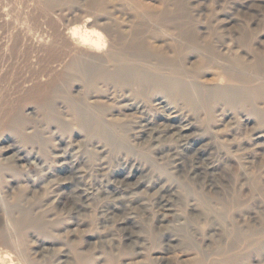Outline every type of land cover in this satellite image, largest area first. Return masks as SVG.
Instances as JSON below:
<instances>
[{
  "label": "rangeland",
  "instance_id": "1",
  "mask_svg": "<svg viewBox=\"0 0 264 264\" xmlns=\"http://www.w3.org/2000/svg\"><path fill=\"white\" fill-rule=\"evenodd\" d=\"M35 1L0 2V30L4 20L12 21L13 27L9 34H0V57L13 49L8 37L18 26L31 22L49 31L50 22L80 26L83 22L75 20L81 10L96 0ZM109 1L127 25L128 42L142 36L130 27L138 22L153 30L150 19L141 20L124 9L127 1ZM161 1L156 0L159 11L181 27L185 37L196 34L205 40L206 52L218 59L209 63L184 46L176 52L165 43L172 59L180 57L184 66L165 67L163 77L173 75L190 89H264V64L258 68V81L242 69L248 70L250 61L264 62V0ZM104 22L99 19L95 27L100 29ZM34 55L35 66L11 71L0 80V127L2 122L6 127L0 129V158L10 166L18 164L0 178V233L9 239L1 248V262L23 264L18 253L25 247L40 264H224L221 250L233 243L235 233L242 238L228 255L239 264H264V126L255 116L264 118L261 100L218 103L204 97L199 101L205 108L192 112L183 102L163 95L133 100L130 92L101 84L99 92L106 97L91 101H101L106 121L119 120V132L129 144L128 149L107 146L79 132L70 106L61 98L48 103L65 130L45 121L35 100L29 99V90L50 94L49 80L54 77L63 92L80 96L85 89L67 67L49 73L43 63L46 56ZM217 61L228 70L220 69ZM18 113L24 118L15 116ZM176 117L192 124L184 147L167 129L179 124ZM144 119L150 121L149 130L140 132ZM18 120L27 125L23 137L6 131L10 125L20 128ZM36 131L48 141L46 146L24 140ZM109 133L121 143L120 136ZM200 164L204 167L199 172ZM21 210L54 224V234L28 232L24 247H19L9 238H21L9 220Z\"/></svg>",
  "mask_w": 264,
  "mask_h": 264
},
{
  "label": "bare ground",
  "instance_id": "2",
  "mask_svg": "<svg viewBox=\"0 0 264 264\" xmlns=\"http://www.w3.org/2000/svg\"><path fill=\"white\" fill-rule=\"evenodd\" d=\"M3 1L0 0L1 3ZM125 1H127V6L124 9H127L128 13H133L136 18L138 17L141 20L150 19L154 25L153 30L146 28V24L138 22L130 27L140 30L141 32L139 33L142 36H137L128 42L127 25L123 18L117 16L110 9L108 6L109 0H96L81 10V17L75 20L76 22L79 20L83 22L80 26L50 22L51 31H49L46 28L47 26L39 25L34 28L31 26V22H28V25L22 24L18 26L16 32L11 33L8 37V43H12L13 49L0 57V80L5 79L4 77H7L11 71H19L22 68L35 66L37 59L34 54L46 56L43 59V63L45 69L49 70V73H54L63 67H67L69 71L74 72V78L77 77L79 82L83 84L85 89L84 94L76 96L69 91L63 92V89L57 86L58 84H54L58 83L57 78L54 77L49 80V83H51L49 87L52 89L50 94L42 96L39 88H33L29 90V99L35 100L33 104L43 112V116H46L45 121L57 123L61 130H65V126L57 120L52 103H48L51 100L61 98L70 106L73 112L74 125L79 129L80 133L98 137L100 140L105 141L104 143L107 146L122 145V148L125 149L129 148V144L119 132L123 128L118 123L119 120L112 118V120L106 121L104 119L106 110L104 106L100 105L101 101H91L106 97L104 95H107V93H103L104 95L101 96L102 93L99 92L101 84L114 87L117 92L128 91L131 94L130 98L133 100L147 101L153 100L150 94L156 96L163 95L166 100L183 102L192 112L205 108L206 104L203 101H199L203 100L204 97L214 98V101L218 103H231L240 99L242 102L249 99L261 100L264 103L263 88H256L255 90L245 92H231L228 89L222 90L215 87L190 89L173 75L163 77L161 73L165 67L184 66V61L180 57L179 60L178 58L172 59V56L169 55L165 47V43L166 46L171 45L170 50L176 52H178L181 46H184L185 50L203 55L204 60L209 63H214L213 61L218 59L212 51L210 53L206 52L205 40L196 34H189L185 37L181 32V27L172 23L173 21L168 15L166 16L159 11L160 3L158 2H162L161 0H158V2L156 0L154 2L147 0ZM43 2L44 0H36L35 4ZM27 8L30 9L31 13H34L32 7ZM99 19L105 22L100 25V29H97L95 26H97ZM31 28L34 30L32 31ZM12 30V21L4 20L0 34L5 36ZM118 46H121V48H117ZM204 52L208 53V55H204ZM51 54L56 55L55 60ZM215 64L222 70H228L227 65L223 62L217 61ZM260 64L263 65L264 62L261 63L260 60L250 61L248 70L245 67H242V69L250 71L251 75L253 74L251 76L252 79L258 81L261 75L258 69ZM35 79L38 78L36 77ZM31 81L29 80L28 82ZM35 93L38 94L39 98L35 97ZM89 95L92 97H89ZM196 95L198 98H196ZM140 108L137 106V109ZM50 111L53 112V116L49 113ZM143 112V110L140 111V113ZM253 115L255 114L253 113ZM9 116L7 115L5 118H2L3 121ZM15 116L21 119L24 118L21 113L15 114ZM255 116L264 126L263 116L260 113ZM176 118L179 124L168 125L167 129L169 133H172V136L182 143L181 146L184 147L187 144L185 132L192 128V124L182 121L180 118L178 120V117ZM16 122L20 128L17 130L10 129V125L6 131L15 132L17 135L20 133L23 137L26 133V131L25 133L23 131L26 130L27 126L25 120H18ZM149 124L150 121L146 119L139 122L138 128L141 130L140 132L148 131ZM0 129H6L3 122ZM109 130L113 131L116 138L118 136L121 137V143L115 141ZM24 140L31 145H36L37 142V145L40 146L48 144V141L40 136L38 131L35 132L32 138L25 137ZM22 160L25 159L22 158ZM8 162L9 160L5 159L1 162L0 158L1 179L6 175V172H10V169L14 171V167H18V164L10 166L7 164ZM203 167L200 164L198 171L202 170ZM226 209L227 205L225 206ZM9 225L17 236H21V238L17 239L14 238L13 234L12 237L9 236L10 240H14V243L18 244L19 247H24L23 242L25 239L27 240L26 236L28 232L50 237L54 234L53 228L55 227L54 224L47 222L45 219L35 217L33 214L23 210L9 220ZM19 231L20 234L17 233ZM241 238L242 235L239 236L234 233L232 241L236 243ZM245 239L246 237H244ZM8 240L7 237L0 233V252L1 248L7 246ZM233 243H229L226 249L221 250V261L224 264H239L237 259L233 258L234 256L228 255V251L235 249ZM18 255L21 256L23 264H40L31 258V253L25 247ZM201 262L197 261L195 264H201ZM0 264L6 263L0 261Z\"/></svg>",
  "mask_w": 264,
  "mask_h": 264
}]
</instances>
